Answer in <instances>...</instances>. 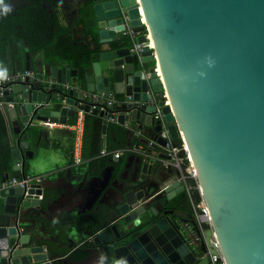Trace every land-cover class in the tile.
Returning a JSON list of instances; mask_svg holds the SVG:
<instances>
[{
  "label": "water",
  "instance_id": "water-1",
  "mask_svg": "<svg viewBox=\"0 0 264 264\" xmlns=\"http://www.w3.org/2000/svg\"><path fill=\"white\" fill-rule=\"evenodd\" d=\"M93 6L98 54L83 76L70 63L54 64L8 83L3 91L13 103L6 112L15 132L21 130L18 114L23 123H65L79 100L86 101L83 108L88 110L89 92L131 97L113 108L122 110L119 122L129 120L142 130L132 141L143 143L144 154L137 175L120 192L117 219L78 246L76 253H86L79 263L190 264L187 244L169 233V221L155 209L156 201L161 207L186 192L194 208V195L205 202L211 221L203 223L205 240L214 231L226 264H264V0H94ZM127 28L142 44L140 67L130 46H123ZM30 68L26 64L25 70ZM152 96L158 99L162 119L150 113L155 105H133ZM162 122L171 137L185 142L195 180L177 179L187 159L177 177H162V164L149 144L151 139L165 142L158 136ZM144 125L152 126V135H146ZM11 155L13 176L19 177L25 159L32 156L29 142L17 140ZM158 156L168 157L164 152ZM42 187L35 183L5 190L0 264L47 260L43 246L29 243L17 223L21 208L40 205ZM121 222L127 229H119ZM193 223L200 232L196 218Z\"/></svg>",
  "mask_w": 264,
  "mask_h": 264
},
{
  "label": "crops",
  "instance_id": "crops-1",
  "mask_svg": "<svg viewBox=\"0 0 264 264\" xmlns=\"http://www.w3.org/2000/svg\"><path fill=\"white\" fill-rule=\"evenodd\" d=\"M4 2L10 11L7 14L0 13V72L8 70L9 73H22L27 64L31 67V74L49 70L50 65L70 63V66L78 68L79 76L84 75V68L91 65L98 54L99 27L94 6V17L87 10L91 3L94 4V0ZM135 37L128 33L123 37L126 43L123 46L132 47ZM135 63L138 67L142 65L138 61ZM18 65L19 70H16ZM112 94L124 98L123 95ZM7 108H0L5 119L6 142L11 149L16 146L17 140L29 142L32 156L25 159L22 171L32 176H41L39 182L31 180L29 185L41 184L45 193L39 195L38 207L27 206L20 209L17 222L19 229L22 234L29 236V243L43 246L47 259L58 255L67 256L71 252L74 261L78 262L75 264H80L86 253L76 254L78 246L85 239L90 240V235L99 228H109V224L115 222L120 192L126 190L130 180L138 173V160L144 153L143 143L132 141V130L136 129V124L129 120L123 124L100 117L102 125L97 129L94 117L85 118L87 114L94 115L93 113H85L80 120L76 110L73 116L67 117L65 123L53 121L55 125L41 120L23 123L21 114H18L21 130L15 132L12 119L6 112ZM98 115L95 116H101ZM79 123L80 155L83 160L75 164L73 143ZM144 127L146 135H152V126ZM111 147L131 150H124L118 158L99 152L100 149L115 150L107 149ZM152 153L161 152L154 148ZM162 170V177H166V181L177 177V170L174 168L162 165ZM13 171L11 155L9 174L0 179L2 214L7 212L4 210L6 189L1 184L3 180L13 176ZM118 226L120 230L127 229V225L122 222ZM89 263L92 264L91 259Z\"/></svg>",
  "mask_w": 264,
  "mask_h": 264
},
{
  "label": "built area",
  "instance_id": "built-area-1",
  "mask_svg": "<svg viewBox=\"0 0 264 264\" xmlns=\"http://www.w3.org/2000/svg\"><path fill=\"white\" fill-rule=\"evenodd\" d=\"M121 12H122V16L123 19L126 22V25H128V15L126 13L125 8L122 6L121 7ZM126 32L129 33L132 36H136V32H134L131 28H127ZM144 33L147 34L148 36V32H146V30H144ZM130 51L131 54L134 56V58L140 63L143 64L144 61L142 60V44L141 42L138 41H134L133 46L130 47ZM29 71H24V72H13V73H6L4 74L3 78H0V108L2 107H9L12 106L13 103L6 100L4 97V93L3 91L8 88V83L18 80L19 78H22V76H24L25 74H28ZM87 100H88V104H89V108L88 110H85L83 108V106L86 104V101L84 100H79L77 102L76 105V110L79 114V118L80 120L82 119V117L84 116L85 113H93V110H96V113L93 114H99L100 112H102L103 114L101 115V117L107 119V120H112V121H116L119 122L118 120V115L122 112V110L117 109V108H113L114 104H121L123 102H128L131 101V97L127 96L124 97L123 99L116 97L113 94H105L104 92L101 93H97V92H89L87 95ZM158 99L155 96L149 97L146 100H139V101H133V105L134 106H140L144 108L148 105H155V110L153 112H150L152 115H154L155 118H161L163 117L162 112H161V106L158 105ZM125 114L129 113V110H126L124 112ZM128 120H125L123 122V124H126ZM46 124L49 125H55L56 123H54L53 121H45ZM77 127L78 133L76 134V136L74 137V143H73V156H74V163L78 164L82 162V156L80 155V144H81V140H80V136H79V131H81V124L79 123ZM142 130L138 127H136V129L134 130V134L137 135H141ZM158 136H161L163 139H165L164 143L158 142L157 139H151L150 140V145L160 149V152H164L167 154L168 157L166 158H161L158 155L159 154H155V156L157 157V159L160 160L161 164L165 167V168H174L176 170H181V163L183 162L184 159L188 160V163L185 164V171L184 172H180L181 176L177 177V179H186V178H190L195 180L196 179V171L192 165V163L190 162V155L189 152L187 150V146L185 144V142L181 139V141L179 143L174 142L173 141V137H171L169 130L166 127V124L164 122H162V127L160 129V131L158 132ZM124 150H131V148H120V149H115V150H106V149H101L100 153L101 154H111L113 157L118 158L121 153H123ZM41 176H32L30 174H25L23 173V175L17 177V176H11L8 179L3 180L2 182V188L3 189H7L11 186H16L19 185L21 187H27L29 185V182L31 180H36V181H40ZM196 186V184H195ZM198 190V188H197ZM199 192V190H198ZM200 195V192H199ZM196 206L198 208H196L195 214H196V219L198 220L199 223V228L201 229V233L200 234H191L190 235V242L191 243H196L198 240H201V238L204 237L203 234V229H204V225L203 223H208L209 225H211V221H210V217H209V212H208V208L205 204V202L203 201L202 197L200 196L198 198V203H196ZM198 210V211H197ZM208 245L210 248V259L211 262L213 264H226L225 260L223 259L220 250H219V245H218V240L215 236L214 231H212V234L210 235V237L208 238ZM214 248L217 252L212 253L211 249ZM50 261V259H47L45 261H43L41 264H46Z\"/></svg>",
  "mask_w": 264,
  "mask_h": 264
},
{
  "label": "flooded vegetation",
  "instance_id": "flooded-vegetation-1",
  "mask_svg": "<svg viewBox=\"0 0 264 264\" xmlns=\"http://www.w3.org/2000/svg\"><path fill=\"white\" fill-rule=\"evenodd\" d=\"M138 67V65L135 63ZM195 197L194 195V199ZM155 209L159 211V216L166 217L169 221V229L171 230L169 233H172L173 236L177 239L179 237L183 242L187 244L186 252H188L189 260L191 261L190 264H211L209 260V245L208 241L201 238L196 243L190 242V235L191 234H200L196 228L194 227L193 220L196 216L194 208L192 204V198L188 196L185 192L179 193L175 195L172 199H170L165 205L160 207L159 201H156ZM166 211V213H163ZM156 219V217H155ZM159 219V217H157ZM21 231V229H19ZM22 233V231H21ZM178 235V236H176ZM77 254V253H76ZM58 259V261L56 260ZM75 264L74 258L71 254V257L58 255L55 258L50 259V261L46 264ZM81 264H90L89 261Z\"/></svg>",
  "mask_w": 264,
  "mask_h": 264
},
{
  "label": "trees",
  "instance_id": "trees-1",
  "mask_svg": "<svg viewBox=\"0 0 264 264\" xmlns=\"http://www.w3.org/2000/svg\"><path fill=\"white\" fill-rule=\"evenodd\" d=\"M88 7L89 8L87 10H89L91 12L90 16L94 17L93 3H91ZM135 61H137V60H135ZM95 115L96 114H94V115L87 114L85 116V118L87 116L94 117L96 119V127H97V129H99L102 125V119L100 118L101 116L98 115L99 117H97ZM5 135H6L5 119H4L3 114L0 113V146L2 148V149H0L1 150V153H0V179L3 175L9 174V170H10V166H11V152H10L11 147L6 142ZM173 141L179 143L181 141V139L180 138H173ZM107 149H115V148L111 147V148H107ZM100 150H99V152H100Z\"/></svg>",
  "mask_w": 264,
  "mask_h": 264
},
{
  "label": "clouds",
  "instance_id": "clouds-1",
  "mask_svg": "<svg viewBox=\"0 0 264 264\" xmlns=\"http://www.w3.org/2000/svg\"><path fill=\"white\" fill-rule=\"evenodd\" d=\"M10 8L5 4L4 0H0V13L7 14ZM4 77V73L0 72V78Z\"/></svg>",
  "mask_w": 264,
  "mask_h": 264
},
{
  "label": "bare ground",
  "instance_id": "bare-ground-1",
  "mask_svg": "<svg viewBox=\"0 0 264 264\" xmlns=\"http://www.w3.org/2000/svg\"><path fill=\"white\" fill-rule=\"evenodd\" d=\"M149 36H151V34H148ZM150 41H151V43L153 42V40H152V38H150ZM157 70H158V72H160V68H159V66H157ZM172 234V233H171ZM56 257V256H55Z\"/></svg>",
  "mask_w": 264,
  "mask_h": 264
},
{
  "label": "rangeland",
  "instance_id": "rangeland-1",
  "mask_svg": "<svg viewBox=\"0 0 264 264\" xmlns=\"http://www.w3.org/2000/svg\"><path fill=\"white\" fill-rule=\"evenodd\" d=\"M197 203H198V199H197ZM197 208H198V207H197ZM197 211H198V210H197ZM195 218H196V216H195ZM199 230H200V233H201L202 231H201V229H200V228H199ZM209 254H210V253H209ZM209 256H210V255H209ZM209 260H210V263H211V264H213V263L211 262V259H210V257H209Z\"/></svg>",
  "mask_w": 264,
  "mask_h": 264
}]
</instances>
